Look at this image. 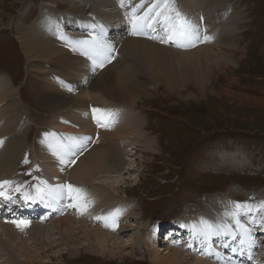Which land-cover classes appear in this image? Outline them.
Wrapping results in <instances>:
<instances>
[{
  "label": "rangeland",
  "instance_id": "374dc122",
  "mask_svg": "<svg viewBox=\"0 0 264 264\" xmlns=\"http://www.w3.org/2000/svg\"><path fill=\"white\" fill-rule=\"evenodd\" d=\"M79 1L80 4L74 9L70 5L71 0H0V80L4 83V76L15 95V99L0 96V114L9 122L17 123V131L21 129L14 145L7 146V149L24 150L23 153L27 151L26 157L19 159L23 166H17L20 170L14 175L23 176L20 182L22 187L17 192L13 191L12 196L9 195L10 198L7 199L8 203L12 202L15 207L20 208L28 205L31 200L26 203L27 192L39 204L57 198L55 188L58 184L52 183L53 178L49 176L51 173L48 174L40 166V159L35 155L36 150L40 153L42 145L60 152L58 155L52 153L51 156L64 169L62 159L69 160L64 162L65 166H69L75 156H80L79 153H71L74 148L95 147L99 141L113 145L115 141L109 151L113 153V163L118 161V164L107 167L108 178L103 177L110 183L109 186L112 184L118 188V191H113L116 194L110 191L108 202L111 206L114 204V207L108 213L113 212L114 208L123 210L131 207V214L125 215L127 219L123 223L128 228L117 234L121 236L113 234L109 239V246L112 247L110 250L91 245V240H87L80 229L71 231L67 222L62 224V228H58L59 222L54 223L64 216H76L72 200H66L65 196L60 199L64 200L67 210L61 207L60 212L53 213L52 216L46 217L43 209L39 211L38 208L42 207L39 205L36 213L27 216L28 218L17 216L8 220L0 217V223L9 228L2 237L0 234V264H162L163 261L164 264H176L170 262L172 259H177V264H187V261L191 264L196 257L195 250L187 249L184 253L178 247L176 253L173 250L167 253L165 247H172V243L163 245L167 244L166 236L173 234L175 227H180L176 228L180 231L184 228L182 225L187 223L183 216L189 215L188 211L205 213L206 205L217 197L231 203L230 211L235 201L253 204L256 210L253 208L248 214H262L258 216L255 226L257 231L261 230L257 232L260 238L256 237L258 247L264 245V210H257L256 207L264 202V0H212L209 8L204 5V0H196V7L193 8H189L187 0H175V6L190 20L192 16L196 23L199 20L202 22L199 23L205 30L204 34L211 39L184 48L177 47L174 43H160L184 52L169 60L174 64V77L166 78L163 71L159 74L160 83L163 84L174 78L176 86L173 92H168L163 85L156 89L153 82H149L151 75L136 54L121 53L115 43L110 44L114 41L119 44L126 37L152 40L154 35L163 36L162 22L155 24V31L145 29V35H134L132 27L134 9L136 16H142L153 4H162L163 0ZM96 1H108L111 7L101 14L91 4ZM142 3L143 7H140ZM85 5L88 8L83 16ZM157 10L154 9L150 15H154ZM60 12L67 14L66 17L74 20L72 23L76 25L66 26L62 32L65 24ZM39 28L45 31L40 32ZM102 29H106L108 35L100 34ZM70 30L77 32L76 39L70 35ZM51 31L52 35H47ZM26 35L37 49H43L46 44L42 40L48 39L58 43L56 46L61 51L57 57H52L53 54H45L44 49L40 54L42 58L28 59L21 46L22 37L25 39ZM93 36L102 43L111 45L109 58H97L95 64L93 58L85 56L83 47L76 43ZM199 44L205 45L202 55L193 57L185 53L199 48ZM196 52L197 50L194 53ZM101 63L103 67L99 66ZM188 64L193 65L194 69L190 70ZM122 72L128 75L130 82L139 86L143 84L141 93L134 95L133 102H111L110 89L114 91L115 84L107 81L103 84L105 78L117 77ZM80 90L86 92L80 93L81 98H84L82 106L85 109L82 110L85 111L86 121L90 120L92 126L90 122L85 126L82 121L78 122L80 110H76L75 106L68 108L69 105L61 104L66 105L65 108H52L57 101L77 96L74 92ZM50 94L56 98L52 104L49 103L52 99ZM106 104L114 106H105ZM103 106L106 108H101ZM18 107L20 110L16 111ZM94 109H112L111 112L116 114L115 122L109 127H102L97 122V117L102 115L103 118L100 119L103 123V112H94ZM56 118L62 124H67L64 129H51V120ZM114 125H119V131L110 129ZM75 129L78 131L77 135L73 134ZM62 130L65 132H61ZM93 131V137H86L87 133ZM124 132L128 134H121ZM52 133L55 135H51ZM101 136L104 137L103 140ZM64 137L68 140L66 144L61 141ZM84 137L88 140L85 141ZM0 141L2 148L5 139L0 137ZM99 146L96 149H102ZM130 151L133 152L132 157H128ZM24 171L29 172L27 177ZM101 174L95 173L96 178ZM17 176L16 179L14 177V183L18 181ZM96 183L106 184L102 182V177H98ZM38 186L48 188L42 189L44 195L42 192L37 194ZM98 190L99 188L93 189L95 194ZM33 191L36 194L30 195ZM46 193L49 194L47 199L44 198ZM234 197L238 200L231 199ZM77 211L86 216L79 208ZM100 211L102 210L99 209ZM195 216L192 215L194 222L200 219ZM115 218L122 219V216ZM251 220L249 222L255 228ZM20 221H25L26 225L18 227ZM166 223L169 225L161 229L162 224ZM242 223L249 227L245 221ZM44 225L47 227L40 230L39 226ZM0 230L3 231V228L0 227ZM114 237L118 241H127L128 245L135 241L134 237H142L148 244L142 245L140 242L134 247H124L122 243L114 245ZM186 239L188 240V233L184 236L178 234L170 240L180 242ZM155 244L157 248L153 246ZM160 244L162 247H159ZM246 246L247 244L241 247L240 251ZM229 247L232 251L239 248ZM188 251L189 255L186 253ZM158 252L161 254L157 255ZM261 254L257 257L258 260L250 258L245 264H264V252ZM230 258L237 260L234 256ZM238 264L242 262L238 261Z\"/></svg>",
  "mask_w": 264,
  "mask_h": 264
},
{
  "label": "bare ground",
  "instance_id": "6f19581e",
  "mask_svg": "<svg viewBox=\"0 0 264 264\" xmlns=\"http://www.w3.org/2000/svg\"><path fill=\"white\" fill-rule=\"evenodd\" d=\"M82 1V0H81ZM192 0H187L188 2V5L190 6L189 8H193L197 3L196 0H194V4L191 2ZM113 2V1H112ZM186 2V1H185ZM212 0H207V2H205L204 0V5L207 6V8H209L210 6H212ZM217 2V1H216ZM71 3L70 5H72V8H76L78 4H80V1L79 0H71ZM92 6L94 7L95 10L98 9V12L99 13H103L106 9H109V7H111V4H109L108 1H104V2H100V1H96V2H91ZM110 5V6H109ZM100 6V8H99ZM196 7V6H195ZM87 5H85L83 7V10H82V15L84 16V12H86L87 10ZM205 9H207L206 7H204ZM197 9V8H196ZM199 9V8H198ZM112 10V9H110ZM107 11V10H106ZM97 12V11H96ZM67 15V14H66ZM66 15H64V13L62 14L60 12V16L62 17L63 21H64V24L65 26L62 27V32H63V28L68 26L70 27L72 24L73 25H76L74 23H72L74 20H70L66 17ZM94 15V14H93ZM104 15V14H103ZM191 16V15H190ZM196 16V15H195ZM201 19V17H200ZM77 20V19H76ZM199 20V19H198ZM204 20V19H202ZM109 21L111 22V20L109 19ZM191 21L194 22L195 24H198L200 25V27H202V25L199 23L201 22L199 20L198 23H196L193 19V17L191 16ZM109 23V22H108ZM202 23V22H201ZM206 24V23H205ZM96 25V24H95ZM106 26V25H105ZM50 29V28H49ZM59 29V28H58ZM68 29V28H67ZM202 31H201V34H202V37L205 35L204 32V28H200ZM55 30V29H54ZM60 30V31H61ZM39 31L43 32L45 30H40L39 28ZM25 32V31H24ZM56 32V31H55ZM70 35L73 37H75L76 39V36L75 34H77V32H74L73 30H70ZM68 32V33H69ZM61 33V32H60ZM24 34V33H23ZM62 34V33H61ZM47 35H52V31L51 32H48ZM47 35L45 37H47ZM78 37V36H77ZM48 38V37H47ZM54 38V36H53ZM144 38V37H143ZM141 37H126V38H123L121 39L120 43L117 44L115 41L114 42H111L110 40H108V42L110 41L111 43L110 44H114L117 45V49L120 51L121 50V53L122 51L123 52H128L130 54H136L140 59H141V63L143 64L145 70L149 73V75H151V80H149V82L151 83V81L153 82V84L155 85L156 89L159 88L160 85H163L165 86L164 88H166V90L168 92H173L175 91L174 90V87L176 86V83L174 82V78L172 79L173 81H166L165 84L163 83H160V78H161V75L159 77V74L161 71H163L166 76V78H170L171 77H174V75L172 74V71H173V67H174V64L172 62H170L169 60H171L172 58H174V56L179 57V54H183L184 52L183 51H180V50H175V49H172V48H168L167 46L163 45V44H160L161 43V40L159 39H153L152 40H147L146 38L143 39ZM56 39H58L56 37ZM62 39V38H61ZM61 39H60V42H61ZM112 39V38H111ZM154 40V41H153ZM46 45L43 49H37V47L35 46L34 42L31 41V38L28 37L26 35L25 39L22 37V40H21V46L25 52V54L28 56V59H33L34 57L35 58H39L41 57L42 58V55H40L41 53H43L44 49H45V54L47 55H52V57H57L58 56V52L61 51V49H59V47H57L56 45H59L58 43H54L52 42V40H48V39H43L42 40ZM107 42V41H105ZM202 42H200L201 44ZM224 43V42H223ZM200 44L197 46L199 48L195 49L197 50L196 53L194 49L192 50H189V51H186L185 53L186 54H191V56L194 57L195 56H200L203 54V52H205V45H201ZM69 48V47H67ZM115 48V47H114ZM70 49V48H69ZM209 50V49H208ZM71 51V50H69ZM68 51V52H69ZM67 52V51H66ZM70 53V52H69ZM193 53V54H192ZM71 54V53H70ZM233 56V54H232ZM50 59V58H49ZM82 62H84V60H81ZM88 61V60H87ZM86 62V61H85ZM89 62V61H88ZM87 62V63H88ZM91 62V61H90ZM92 63V62H91ZM115 63V62H114ZM193 63V62H192ZM195 63V62H194ZM90 64V63H88ZM94 67V65H92ZM189 66V64H188ZM193 65H190L189 68L190 70L194 69L192 67ZM113 68V67H112ZM116 68V67H115ZM208 69V68H207ZM104 70V69H103ZM191 72V71H190ZM162 73V72H161ZM126 73L125 72H122V74H119V76L117 77H113V78H105L103 80V84H106V81L109 83V84H115V90L114 91H111L110 89V92L111 93V97H112V101L111 102H116L117 100L118 101H132L133 102V99L135 98L134 95H137L139 94L138 92L142 91L141 89L143 84H141V86L137 85V84H134L132 82H130V79L128 78V75H125ZM1 77V76H0ZM144 77V76H143ZM164 78V77H163ZM1 79V78H0ZM3 80H4V83L1 82L0 80V91H1V94L3 93V95L0 94V96H3L5 97V99H9L10 97L15 99V95L13 93L14 90H12V88H9L8 87V82L7 79L3 76ZM2 80V81H3ZM155 82H154V81ZM164 81V80H163ZM6 82V83H5ZM146 86V85H145ZM90 87V86H89ZM145 88V87H144ZM177 89V88H176ZM86 90V89H85ZM85 90H80L79 91H75L74 94H76L77 96H72V97H68V98H65V99H62V101H57L56 105H53L52 108H55V110L57 109H60L61 108H65L66 105H69L68 108L71 106H75L76 110H80V119L78 120L79 121H82V123L85 125H89V122H90V126H92L91 124V121H86V117H85V111H83L82 109H85L83 108V99L84 98H81L80 96V93L81 94H84L86 93ZM149 90V89H148ZM91 91V90H90ZM144 91V90H143ZM159 91V90H158ZM89 92V91H88ZM141 93V92H140ZM148 93V92H147ZM49 94V93H48ZM79 94V95H78ZM51 95V94H50ZM52 96V99H50V102L52 104V102L56 99L54 98L53 95ZM87 97V96H86ZM89 97V96H88ZM49 99V98H48ZM95 101H96V98H95ZM110 102V101H109ZM124 102V103H125ZM99 103V102H97ZM101 103H102V100H101ZM61 104H66V105H61ZM88 104V103H87ZM94 104V103H93ZM101 105V104H100ZM111 104H106L105 106H109ZM52 106V105H51ZM111 106H114V105H111ZM74 108V107H73ZM87 108V107H86ZM101 108H106V107H101ZM20 110V108L18 107V109H16V111ZM73 111V110H72ZM110 112L112 111V109L109 110ZM108 111V112H109ZM23 112V111H22ZM77 112V111H76ZM70 114H73V113H70ZM131 114V113H130ZM3 114H0V118L2 117ZM74 115V114H73ZM78 115V114H77ZM92 115V113H91ZM133 115V114H132ZM3 118V117H2ZM88 118V117H87ZM94 118V117H93ZM101 119L103 118L102 115L100 117ZM8 119L7 118H3L2 121L0 122V137L1 138H4L5 139V143H4V146L2 148H0V181H11L12 183L10 185H7L5 186L4 189H0V190H4L7 192L8 194V197L9 195L12 196V192L13 191H16L17 192V189L20 190V188L22 187V185H20V182L22 181L21 177H23L22 175L21 176H17L18 177V181L17 183H14V177L16 179V176L15 173L17 172V170L19 169L18 167H22L23 165L21 164L22 161H19L20 158H25L26 157V152L25 151L23 153V151H12L10 148L7 149V146L8 147H11V145H14L15 143V138L20 134L21 132V129L19 131H17V123H14L13 121L9 122V120L7 121ZM88 120V119H87ZM136 122H138L137 120H135ZM51 124L53 126V128L51 129H55V130H58L59 131V128L61 129H64V127L67 125V124H62L61 123V120L59 119H52L51 120ZM59 122V123H58ZM77 122V123H78ZM93 122V121H92ZM135 123V122H134ZM50 124V125H51ZM75 124V123H74ZM79 124V123H78ZM77 124V125H78ZM117 124V123H116ZM130 124V123H129ZM77 125H75L77 127ZM79 127V126H78ZM88 127V126H87ZM119 125L118 126H113L112 128L110 127V129H115L117 131H119L118 129ZM21 128V127H20ZM50 129V128H49ZM108 129V128H107ZM74 130V129H73ZM72 130V131H73ZM76 132H74L73 134L74 135H77L78 134V131L77 129H75ZM64 130H62L61 132H63ZM102 131V130H101ZM65 132V131H64ZM113 132V131H112ZM121 132H123V129L121 130ZM104 133V132H103ZM116 133V132H115ZM131 133V132H130ZM133 133V132H132ZM95 134V132H90V133H87L86 137H88L89 139L91 137H93V135ZM121 134H128L126 132L124 133H121ZM90 135V136H89ZM122 136V135H121ZM63 137V136H62ZM88 138L85 139L88 140ZM102 140L104 137H102ZM111 138V137H109ZM43 139V137H42ZM93 139V138H92ZM108 139V138H107ZM106 139V140H107ZM122 139V138H121ZM62 142H64L66 144V142L68 141L67 138H62L61 139ZM97 142V141H96ZM104 141H99L98 145L95 146V147H87V146H81L79 148H74L73 151L71 153L75 154V153H79L80 156L76 158H73L71 160V162L69 163V166H65L64 165V162H69V160H64L63 159V166L65 167L64 169L59 167L58 166V163H57V160L54 161L53 160V156H51V154L53 153V155H58L57 152H59L57 149H48L47 147L45 148L44 145H42L43 148H41L40 150V153L36 150L35 152V155L37 157H39L40 159V166L42 168L45 169V171L48 173H51L49 174V176L51 175V178H53V182L54 184H63V185H67V184H71L75 187H78L80 189H82L84 191V193L86 194V198L87 200L89 201V206L87 208L86 211H84V213L86 214V216L82 215V214H79L78 211H77V206H74L77 202L75 200H72L71 203L73 204V208H76V216H77V219L75 218L76 216H70V217H62V218H59L57 219L58 221H54V223H57L59 222V227L58 228H62V224H64L65 222H67L66 224L68 225V227H70V230H75L76 229H80V231H82L83 233H85V237L87 240H91V245L95 244L94 246L97 247V248H101V249H112V247L110 248L109 246V239L111 237H113V234L114 235H117L119 234V232H123V231H126L128 226L126 225H123V223L126 221L127 219V216H125L126 214H131V210L132 208L131 207H128V209H119L120 210V216H122V219H116L115 218V227L111 226L112 225V220L109 219L107 221L103 220V219H97L98 216H107L109 213H108V210L111 208V207H114V204L113 206L110 205V203L108 202L109 199H108V196H110V191H112V194L116 191H118V188H116L114 185H110L107 183V179L104 180V178H108L106 177V175L108 174L109 170L106 171L107 167L108 168H111L112 165L115 166L117 165L118 161L114 164L113 163V158L114 156H112V154L110 153V148L114 145V143H116L114 141L113 145H107L105 142L103 143ZM122 142V141H121ZM120 142V143H121ZM112 143V141H111ZM99 145H101L102 149H96ZM122 145V144H121ZM146 147L148 148L149 146H147L146 144ZM84 148V149H82ZM100 148V146H99ZM129 148H134V147H129ZM25 149V148H24ZM36 149V148H35ZM34 149V150H35ZM77 149H81V150H77ZM121 150V148H120ZM119 150V151H120ZM129 150V149H128ZM60 153V152H59ZM127 153V152H126ZM125 153V154H126ZM124 154V153H123ZM112 156V157H111ZM132 157L133 156V152L130 151L128 157ZM117 157V156H116ZM135 158V157H134ZM27 159V158H26ZM38 159V161H39ZM62 159V158H61ZM113 159V160H112ZM130 159V158H129ZM133 160V159H132ZM59 161V160H58ZM115 162V161H114ZM122 162V161H120ZM119 162V163H120ZM130 162V161H129ZM128 162V163H129ZM71 163H73L71 165ZM60 165V164H59ZM125 165V164H124ZM127 165V164H126ZM130 165H131V162H130ZM129 165V167H130ZM18 166V167H17ZM133 166V165H132ZM117 167V166H116ZM124 168V167H123ZM131 168V167H130ZM129 169V168H128ZM20 170V169H19ZM28 170V169H27ZM30 171V170H28ZM43 171V172H45ZM113 171V170H112ZM122 171V170H121ZM25 172V171H24ZM63 172H65L64 174H62ZM111 172V171H110ZM18 173V172H17ZM95 173H102L101 175H99L98 177L101 178L102 177V182L106 183V184H103V185H99V181L98 183H96V176H95ZM26 175V177L29 175V172H25L24 173ZM40 176V175H39ZM53 176V177H52ZM95 176V178H94ZM109 176V175H108ZM113 176V175H112ZM118 178V177H117ZM40 179V178H39ZM43 179V178H42ZM122 179V178H121ZM24 180V178H23ZM31 180V179H30ZM101 180V179H100ZM116 180V179H115ZM118 180V179H117ZM16 181V180H15ZM60 181V183H58ZM120 181V180H119ZM43 182V181H42ZM115 182V181H113ZM41 183V182H40ZM112 183V181H111ZM39 184V183H38ZM47 184V183H46ZM115 184V183H113ZM121 184V183H120ZM35 185V184H34ZM105 185V186H104ZM41 186V185H39ZM45 186V185H44ZM47 186V185H46ZM118 186V184H117ZM49 187V185L47 186ZM47 187H43V188H47ZM55 187V186H54ZM41 188V189H43ZM96 189V188H99L97 194L94 193L93 189ZM48 189V188H47ZM113 189V190H112ZM46 191V190H45ZM44 191V192H45ZM48 191V190H47ZM114 191V192H113ZM34 192V191H33ZM30 193V195H35L36 193ZM230 192V191H229ZM227 192V194L229 193ZM29 192H27L28 194ZM43 193V192H42ZM99 193V194H98ZM249 193V192H248ZM38 194V193H37ZM116 194V193H114ZM246 194V193H245ZM29 195V194H28ZM40 195V193L38 194ZM44 195V193L42 194ZM118 195V194H117ZM49 194H45V197L44 198H48ZM113 196V195H112ZM223 196V195H222ZM251 196V195H250ZM117 197V196H116ZM218 198V197H217ZM217 198H211L210 202L208 203V205H206V209H205V213H196L195 211H188L189 215H185L183 216V219L186 218L185 223H187L186 225H189L191 223H193L194 221L192 220V215H196L195 217L197 218H205L211 222H213L214 224H233L234 221L232 219L231 216L229 215H226V213H228L230 211V202L229 201H224V200H221V199H217ZM235 198V197H234ZM114 199V198H113ZM116 199V198H115ZM232 199V198H231ZM26 200V203L29 199H25ZM66 200H71V199H68L66 197ZM226 200H228L226 198ZM115 201V200H114ZM250 201V200H249ZM248 201V202H249ZM25 202V201H24ZM237 202V201H235ZM25 203V204H26ZM113 203V202H112ZM234 203V202H233ZM244 203H247V202H244ZM251 203V201H250ZM120 204V203H119ZM118 204V205H119ZM249 204V203H248ZM41 205L42 207H39V211L41 209H43L45 212H46V217L47 216H52L53 213L55 214H58L60 212V208L61 207H65V210L66 209V205L64 203V200L63 199H60V198H55L53 200H49V201H45L43 204H39L38 201L34 198H31V200L29 201L28 205H22V207L20 208V210L22 208H26V212H30L29 214H27L25 217H29V216H32L33 213H36V210H37V207ZM253 205V204H252ZM117 206V205H116ZM124 206V205H123ZM120 207V206H119ZM208 207V208H207ZM7 208V209H6ZM99 209H101L102 211L99 212ZM115 210L118 209V208H114ZM191 209V208H189ZM255 209V208H254ZM62 210V209H61ZM64 210V211H65ZM98 210V211H96ZM256 210V209H255ZM254 210V211H255ZM264 210V209H263ZM19 211V208L18 206L15 207V205L11 203H8V199L5 198L4 196H0V217L1 218H4V219H13L15 217H19L21 216V212H18ZM79 211L80 208H79ZM96 211V212H94ZM252 212V211H251ZM99 213V214H98ZM134 213V212H133ZM257 213V212H256ZM204 214V215H203ZM258 214V213H257ZM65 215V214H64ZM66 215H70V214H66ZM137 215V214H136ZM135 215V216H136ZM262 215V214H261ZM260 215V216H261ZM13 218H12V217ZM131 216V215H130ZM259 216V217H260ZM27 217V218H28ZM129 217V216H128ZM193 217V218H195ZM243 217H249V214L247 215H242L241 216V222L245 221L247 224V220H245ZM258 217V218H259ZM189 218V219H188ZM251 220V219H250ZM252 221V220H251ZM38 224V223H36ZM106 224L108 226H106ZM262 224V223H261ZM38 225H41V224H38ZM8 225H2L0 223V227L3 228V231L0 230V234H1V237H2V234H4L5 232L8 231V227H6ZM46 225L44 226H39L40 227V230L41 229H44ZM11 227V225H10ZM47 227V226H46ZM250 227V226H249ZM248 227V228H249ZM252 227V226H251ZM176 228H180V227H175V230H174V233L173 234H168L166 236V239H167V244L164 243L163 245H168V242L170 241L171 238L173 237H176L178 234L184 236L186 233H188V240H190V242L186 239V240H182L180 242L176 241V242H173L171 241L170 243L172 247H165L167 248V253L170 251V250H173L175 251V253L177 252V248L178 247H181L182 248V252L185 253V251L188 249H190V251L192 250H195L196 252V257L195 260L191 263V264H238V256L236 254H233V251L231 250V248L229 247L230 246V241L232 243H237L238 239H240L239 236H237V238L235 240H233L230 236H215L214 237V241L213 242V237L211 239L210 242L208 241H204L201 237H196L194 238L193 237V234H192V229L189 228V227H184L183 229L181 228V231L180 229H176ZM105 229V230H103ZM108 230V231H107ZM177 230V231H176ZM252 230V229H251ZM44 231V230H42ZM110 231V232H109ZM177 232V233H176ZM257 232H261V230L257 231L256 230V235L254 233L252 237V240L254 241L253 243V246L255 244V241L257 240L256 237H259L257 236ZM35 235V234H34ZM78 235L76 234V237ZM117 236H121V235H117ZM79 237V236H78ZM155 238V236H148V238ZM138 238V237H137ZM136 237H134V242L130 243V245H128L129 243L127 241H118V239H116L115 237L112 238L113 241L112 243L114 245H118L119 243H122L124 247H126L127 245L128 246H133L134 245L136 246L137 244L139 245V243L141 242L142 245H146L145 243V240L143 241L144 238H140V239H137ZM260 238V237H259ZM264 238V237H263ZM92 240L94 241V243H92ZM131 240V239H130ZM129 240V241H130ZM138 240V241H137ZM143 241V243H142ZM150 241V240H149ZM148 241V242H149ZM261 241V240H260ZM264 241V239H263ZM262 241V242H263ZM192 242V244H191ZM175 243V244H174ZM140 244V245H141ZM148 244V243H147ZM258 245V243H257ZM154 247H156L157 245H153ZM245 246V245H243ZM241 246V247H243ZM119 247V246H118ZM159 247H162V244L159 245ZM157 248V247H156ZM138 249V248H137ZM246 249H250L248 247V244L247 246L244 248L243 252L246 251ZM262 249V253L264 252V245L261 244V246L258 247V250H261ZM239 248L236 250L238 251ZM234 251V252H236ZM166 252V251H165ZM260 252V254H261ZM160 252L157 253V255H159ZM188 253L187 255H189V251L186 252ZM228 253V255L230 254V256H234L237 258V260L235 259H231L230 256L226 255ZM161 254V253H160ZM170 254V253H169ZM172 255V254H171ZM199 255H202L203 257H199ZM262 255V254H261ZM260 255V256H261ZM176 255L174 254L173 257H175ZM164 257V256H163ZM262 259H264V255L262 256ZM158 260V259H157ZM177 259H172L170 260L171 263H176L177 264ZM179 260V258H178ZM181 260V259H180ZM164 262V261H163ZM162 262V264H164ZM169 262V263H170ZM190 262V261H189ZM187 261V264L189 263ZM251 263V262H250ZM8 264V263H6ZM186 264V263H185ZM243 264V263H242ZM262 264V262H261Z\"/></svg>",
  "mask_w": 264,
  "mask_h": 264
},
{
  "label": "snow or ice",
  "instance_id": "6c2138e0",
  "mask_svg": "<svg viewBox=\"0 0 264 264\" xmlns=\"http://www.w3.org/2000/svg\"><path fill=\"white\" fill-rule=\"evenodd\" d=\"M123 6V4H122ZM143 7V3L140 5ZM154 9V15H150ZM135 9L133 10L132 27L134 35H145V29H150L155 31V24L162 22V32L161 35L152 36L153 39H159L163 43H174L177 47H193L197 42H204L211 37L204 35L201 36V29L195 23H193L184 13H182L176 6L175 0H163L162 4H153L148 12L144 13L142 16L135 15ZM63 38V37H62ZM76 43L83 47V54L85 56H90L93 58V64L96 63V59L103 57L108 59V53L111 51V45L104 44L93 36L91 39L79 40ZM75 50V49H74ZM103 67L101 63L99 65ZM94 112H103L104 122L101 123L100 117H97V122L101 124L102 127H109L115 122V113L108 112L106 110L94 109ZM49 135V134H46ZM51 135H55L52 133ZM2 143V141H0ZM59 154V152H57ZM27 163V161H25ZM63 162V159H62ZM11 181H0V189H4L5 186L10 185ZM43 183H47L46 181ZM19 189H17L18 191ZM43 190L37 187V193H41ZM58 198H64L75 200L77 203L74 206L80 208V210L86 211L89 206V201L86 198L84 191L78 187L71 184L67 185H57L55 188ZM0 196L5 198H10L7 192L0 190ZM26 199H31L27 193H25ZM257 210L264 209V202H261L259 206H256ZM254 206L251 204L243 202H234L231 211L226 213L232 217L234 224H214L213 222L201 217L198 221L193 222L189 225H182V227H189L192 229L193 237H201L204 241L210 242L214 236H230L233 240L240 237L239 243L241 246L245 244H253L254 241L251 237V229L241 222V216L247 215L253 210ZM120 214V210L116 209L110 212L107 216H98L97 219H103L105 221L111 219L112 225L115 227V217ZM26 225L25 221L18 222L17 226L20 227ZM106 226H108L106 224ZM237 249H233L236 251Z\"/></svg>",
  "mask_w": 264,
  "mask_h": 264
}]
</instances>
